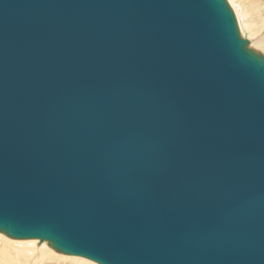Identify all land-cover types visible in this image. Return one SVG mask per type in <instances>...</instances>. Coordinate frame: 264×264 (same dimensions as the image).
Masks as SVG:
<instances>
[{
    "label": "water",
    "instance_id": "water-1",
    "mask_svg": "<svg viewBox=\"0 0 264 264\" xmlns=\"http://www.w3.org/2000/svg\"><path fill=\"white\" fill-rule=\"evenodd\" d=\"M0 234L264 264V55L227 0H0Z\"/></svg>",
    "mask_w": 264,
    "mask_h": 264
},
{
    "label": "bare ground",
    "instance_id": "bare-ground-1",
    "mask_svg": "<svg viewBox=\"0 0 264 264\" xmlns=\"http://www.w3.org/2000/svg\"><path fill=\"white\" fill-rule=\"evenodd\" d=\"M242 36L264 54V0H228ZM0 264H96L80 257L58 254L37 240H12L0 234Z\"/></svg>",
    "mask_w": 264,
    "mask_h": 264
},
{
    "label": "rangeland",
    "instance_id": "rangeland-1",
    "mask_svg": "<svg viewBox=\"0 0 264 264\" xmlns=\"http://www.w3.org/2000/svg\"><path fill=\"white\" fill-rule=\"evenodd\" d=\"M228 1V0H227ZM228 3H229V1H228ZM229 5H230V3H229ZM230 7L232 8V6L230 5ZM233 10V9H232ZM235 14V13H234ZM236 16V15H235ZM237 19V18H236ZM239 25V24H238ZM240 28V27H239ZM263 54V53H262ZM264 55V54H263ZM2 235V234H1ZM6 237V236H5ZM6 238H8V237H6ZM38 242V241H37ZM39 243V242H38ZM43 244H46V243H43Z\"/></svg>",
    "mask_w": 264,
    "mask_h": 264
}]
</instances>
